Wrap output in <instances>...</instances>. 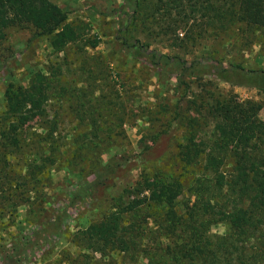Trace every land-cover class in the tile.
I'll return each instance as SVG.
<instances>
[{
  "label": "trees",
  "instance_id": "1",
  "mask_svg": "<svg viewBox=\"0 0 264 264\" xmlns=\"http://www.w3.org/2000/svg\"><path fill=\"white\" fill-rule=\"evenodd\" d=\"M67 14L49 0H0V40L7 27L25 23L32 26L34 36L46 39L53 53L62 54L45 72L31 73L24 87L8 84L3 93L0 211L12 217L17 207L24 205L30 209L28 214L37 212L33 216L36 220L30 222L31 230L26 232L32 239L39 235L44 239L63 237L64 200L70 196L68 204L73 206L81 197L78 193H58L55 200L61 204L44 208V190L50 184L51 170L61 166L84 172L86 162H94L101 147L110 148L117 138L125 137L122 123L133 116L129 94L124 92V101L120 99L119 90L102 64L96 61L88 68L82 64V52L99 42L87 34L85 25L69 22ZM119 15L124 18L117 24V32L126 30L132 21L139 22L175 47L193 45L208 36L239 50L236 39L246 46L256 34L264 33V0H131L130 11H120ZM113 40L117 52L158 79L174 73L185 89L188 86L183 77L194 72L232 85L242 84V76H264L262 70H244L238 64H224L213 58L187 62L150 50L137 39L127 42L115 36ZM73 55L80 62L77 69L72 68ZM70 79H83L78 83L84 86L66 85ZM99 80L105 91L99 90ZM258 87L264 92V87ZM51 98L66 103L74 125L64 126L47 117L45 105ZM189 103L193 116L184 123V141L176 145L175 160L181 173L149 174L142 182L123 189L99 221L78 232V243L105 257L103 264H117L118 260L134 264L138 259L142 264H264V122L258 117L261 105L239 101L230 92ZM105 117L112 119L107 122ZM20 154L25 156L21 167L10 163V158ZM121 165L120 160H108L79 193L86 198L91 196L92 188L109 187ZM183 176L187 178L184 182L179 179ZM185 194L188 199L180 208L177 199ZM147 223L167 240L165 249H159L157 235L148 237L152 231ZM218 224L224 226V232L210 234L209 229ZM20 252L14 244L4 260L11 261L13 254L18 256Z\"/></svg>",
  "mask_w": 264,
  "mask_h": 264
},
{
  "label": "rangeland",
  "instance_id": "2",
  "mask_svg": "<svg viewBox=\"0 0 264 264\" xmlns=\"http://www.w3.org/2000/svg\"><path fill=\"white\" fill-rule=\"evenodd\" d=\"M49 1L68 13L69 22L82 23L87 34L98 39L99 43L95 48H87L82 52L80 59L85 60L82 64L85 68L96 61L98 65L102 64V68L111 75L112 84L119 90L120 99L124 101L126 94L124 92L129 94L131 100L128 105L133 110V116L122 123L125 137L117 138L110 148L101 147L95 153L97 156L95 161L86 162L88 165L84 172L61 166L51 170L50 184L44 190V208L47 206L56 208L61 204L60 200L58 202L55 200L58 193L67 192L71 195L78 193L81 196L72 203L73 206L68 204L70 196H66L64 200L62 211L65 213L61 227L63 237L44 239L39 235L32 239L28 236L26 232L31 230L30 222L36 220L33 216L37 212L33 215L32 210V213L28 214L30 209L24 205L18 206L12 217H8L4 210L0 211V264H92L98 261L103 264L107 261L105 257L91 253L78 243V232L99 221L110 207L112 199L120 195L123 189L133 187L136 182H142L149 174L159 172L161 175L175 176L181 173L175 160L176 145L184 141L186 134L184 123L193 116L190 100L230 92L235 94L239 101L258 102L261 105L258 117L264 122V92L258 87H264L263 74L242 76V84L232 85L212 75L194 72L183 77L188 86L185 89L174 73L168 72L166 79H158L147 68H142L117 52L113 47L114 37L120 36L127 42L137 39L147 44L150 50L176 56L187 62L213 58L224 64H238L244 70L264 71V33L256 34L254 41L246 46L241 45L242 41L236 39L235 44L240 43L239 50L230 48V44L218 38L208 36L197 39L193 45L187 43L175 47L170 45L168 39L153 29L146 30L139 22L132 21L126 30L117 32V24L124 18L119 12L130 11L131 0ZM61 57V53L51 51L46 39L34 36V30L29 24L7 27L0 40V112L4 105L3 93L8 84L24 87L31 73L45 72L50 64ZM71 61L73 69L80 67V62L74 55ZM79 80L83 79L72 81L70 79L65 84L84 86L82 82L78 83ZM98 84L99 90H106L103 81L99 80ZM115 110L118 111L119 108L116 107ZM45 112L48 118L57 119L64 126L75 124L64 102L49 99L45 105ZM111 119L112 117H105L107 122ZM111 159L122 161L118 176L109 187L92 188L91 196L85 198L79 193L80 190L91 182L93 173ZM11 162L21 167L25 162V156L16 155L10 158ZM12 169L16 170L14 166ZM179 179L183 182L187 180L186 176ZM187 199V194L180 196L177 199L180 203L178 206L182 208L181 204ZM146 226L152 231L147 234L148 237L157 235L159 249H165L167 240L162 237V233L151 223H147ZM209 232L222 234L224 226L213 225ZM25 236L31 239L26 240ZM14 244L21 250V255L18 257L13 254L11 261H5L4 254ZM142 262L138 259L134 264ZM117 264H123V260L120 262L118 260Z\"/></svg>",
  "mask_w": 264,
  "mask_h": 264
}]
</instances>
